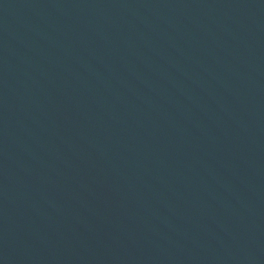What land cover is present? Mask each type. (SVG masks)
I'll return each mask as SVG.
<instances>
[{"label":"water","instance_id":"obj_1","mask_svg":"<svg viewBox=\"0 0 264 264\" xmlns=\"http://www.w3.org/2000/svg\"><path fill=\"white\" fill-rule=\"evenodd\" d=\"M0 264H264V0H0Z\"/></svg>","mask_w":264,"mask_h":264}]
</instances>
